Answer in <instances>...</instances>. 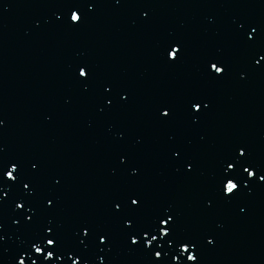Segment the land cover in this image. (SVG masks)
<instances>
[{
	"label": "water",
	"instance_id": "obj_1",
	"mask_svg": "<svg viewBox=\"0 0 264 264\" xmlns=\"http://www.w3.org/2000/svg\"><path fill=\"white\" fill-rule=\"evenodd\" d=\"M59 3L0 0V147L6 158L23 161L26 174L38 162L37 191L27 197L41 210L38 225L54 219L71 249L81 221L99 223L111 231L113 245L103 253L92 246L86 254L90 264H99L100 256L106 264H152L151 255L128 247L111 214L112 201L136 189L145 197L139 214L144 221L162 205L173 207L180 233L200 240V264H264V184L207 206L216 198L217 162L237 143L247 144L254 160L264 164V70L252 68L253 50L233 23L264 24V0H122L119 6L99 0L77 30L63 17L56 20L64 11ZM142 11H150L148 21L141 19ZM173 39L184 42L185 58L165 65L157 54ZM212 57L228 63L223 79L205 74ZM82 62L94 71L87 92L76 78ZM105 84L128 93L130 101L101 113ZM194 93L211 100L197 123L186 107ZM161 102L174 111L166 123L157 119ZM176 145L197 161L194 175L176 170L170 154ZM132 165L140 168L139 176H129ZM52 177L61 180L59 188ZM4 191L0 264H15L30 233L12 225L19 189L9 185ZM50 193L57 198L51 213L43 209ZM205 237H214V245ZM165 251L168 264H175L170 260L175 249L165 244L162 255Z\"/></svg>",
	"mask_w": 264,
	"mask_h": 264
},
{
	"label": "snow or ice",
	"instance_id": "obj_2",
	"mask_svg": "<svg viewBox=\"0 0 264 264\" xmlns=\"http://www.w3.org/2000/svg\"><path fill=\"white\" fill-rule=\"evenodd\" d=\"M99 0H60L59 8L64 9L56 20L66 23L67 27L77 30L89 19L90 15L98 6ZM117 6L122 4V0H114ZM141 19L148 21L150 11H142ZM235 30L242 43L253 50L252 68L264 70V24L254 20L233 21ZM186 49L184 42L180 39H173L162 45L158 51V58L165 65H175L183 61ZM258 57V58H257ZM219 65V66H218ZM229 65L223 57H212L205 62L204 72L213 80L223 79ZM246 74L241 73V78ZM94 77L93 68L82 62L76 66V78L87 92L91 87ZM117 97L119 99H117ZM104 105L100 108L101 113L110 110L117 105L126 104L130 101V95L123 91H116L112 84L103 85ZM211 100L200 94H192L186 100V107L193 123L209 110ZM157 119L161 122H168L173 119L174 111L171 104L161 102L157 108ZM4 121L0 119V127ZM119 139L123 140V133ZM171 159L178 165L177 171L183 169L186 175H194L197 172V161L188 154L183 146L176 145L170 150ZM120 163L126 164L128 159L121 156ZM129 176L140 175V168L132 165L127 169ZM40 173L38 162H32L30 174L24 171L23 161L16 158H6L4 149L0 147V215L8 203L4 197L8 192L4 187L11 185V188L19 189L21 195L12 199L15 215L12 219L13 227L23 229L30 233L27 246L21 248L14 258L15 264H26V258L31 264H57L65 257L71 260V264H90L87 253L92 246L99 252H109L112 249L113 237L111 231L99 223L83 220L79 223L74 235L76 245L74 248H67L54 219H48L47 223L38 225L41 210L27 197L34 196L37 191V181ZM54 188H59L61 180L52 177ZM216 198L207 201V206L212 207L216 199L220 201H232L237 199L246 190L250 194L256 185L264 184V164L254 160L248 145L237 143L230 151L223 154L216 166L214 173ZM31 185V187H30ZM27 190V191H25ZM20 201V202H17ZM56 196L50 193L43 197V209L51 213L56 208ZM145 207V197L143 192L130 189L123 195L116 197L112 201L111 214L120 224L121 231L129 248L152 256V264H168V252L164 250V245L169 249L174 248L178 254H173L170 260L175 264H200V240L186 234H181L177 227V213L171 205H162L149 221L140 218V213ZM243 212L244 209L241 208ZM208 245H214V237H205ZM5 236L3 235V223L0 222V245H3ZM184 254H187L186 257ZM99 264H106V256L99 257Z\"/></svg>",
	"mask_w": 264,
	"mask_h": 264
}]
</instances>
